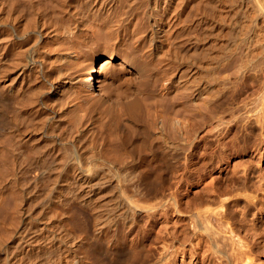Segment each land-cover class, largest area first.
<instances>
[{"label":"bare ground","instance_id":"1","mask_svg":"<svg viewBox=\"0 0 264 264\" xmlns=\"http://www.w3.org/2000/svg\"><path fill=\"white\" fill-rule=\"evenodd\" d=\"M119 8L142 13L146 31ZM135 33L148 49L130 46ZM160 61L174 64L162 98L198 106L213 144L189 136L177 112L151 120L142 110ZM263 144L264 0H0V264H128L148 256L159 239L152 219L168 211L189 213L192 231L226 259L218 264H241L220 196L229 185L251 196L248 167L213 177L191 202L179 197L191 191L184 174L198 145L212 175Z\"/></svg>","mask_w":264,"mask_h":264},{"label":"rangeland","instance_id":"2","mask_svg":"<svg viewBox=\"0 0 264 264\" xmlns=\"http://www.w3.org/2000/svg\"><path fill=\"white\" fill-rule=\"evenodd\" d=\"M75 6H76L75 9H77L78 5L76 4ZM122 8L124 9V7H122ZM122 8L121 9L119 8V9L122 11ZM120 10L118 11L119 15L124 13V14H126V16H128V15L133 16L136 13L135 15L137 16V11L136 12L133 11L131 13L132 9L127 10V11H130L131 14L129 12L126 13V11L125 12L122 11V13L120 14V12H121ZM118 12H116V13H118ZM138 14H139V16H140L139 18H141V20L138 17H136L135 15L133 17H131V16H128V17L130 19H132L133 24L136 23L137 25L139 24L138 26H140V25H142L141 23H143V24L145 23V26H146L147 24H146V22H144L145 19L142 20V18H143L142 13L140 15V12H138ZM128 17H126V18H128ZM137 18H138L139 22H137V20L135 22V19H137ZM140 21H141V23H140ZM140 27H144V26L142 25ZM147 28H148V25L146 26V29ZM143 29H144V31H146L145 27ZM143 29L141 28L140 34L144 32ZM138 33H135V35L132 36L133 39H135V41L133 39L131 40L130 38H132V37H130V36H129V38H127L129 41V44H131L130 46H134L135 48L138 47L139 49L137 48V51L148 49V48H146L148 42L146 41L147 42L146 43L145 39L142 40L144 42H142V41L140 43L136 42V37L139 36ZM136 34H138V35L136 36ZM144 34H146V32H144ZM144 34H142V36H144ZM187 34L188 33L186 32V36L188 38ZM142 36H139V37H142ZM128 41H127V43H128ZM101 42L102 41H100V43ZM107 42H111V40L110 41L108 40ZM143 43H144V45H143ZM104 44L105 43L103 41V43L99 44V45H104ZM143 47H144V49H143ZM166 62H164L165 66L162 65V64H164L162 61L155 62L154 64H151L152 66L150 65V67H154V68L156 67L157 70L160 66L159 69L160 70L163 69V70L158 72V73H160L162 75V77H164V76L165 77H164V79L163 78L160 79V76L158 73H156L158 75V76H156V74H155L156 68L154 70L152 69L154 71V74H153V72H151V73L149 72L148 79L144 83V84H146V86L144 84L142 86L143 87L142 93L144 94V95L142 94V102L144 105H149L150 110L148 109V106L146 108L147 111H145V108H143V109L141 108V109L144 110V112L147 114L151 113L149 115V117L151 116L150 117L151 120L153 119L152 118L153 113L154 114L155 113H161L165 117V115L167 116L168 113L170 114L171 112H173V113L177 112V113H175V116L178 115L177 117H179L180 119L182 118V120L184 119L185 129H186L187 133L189 134V136H192V134L194 132L198 133V137L202 136L204 134L207 137V139H209V141L213 144L214 138L216 137V132L213 129L210 130V129L206 128V125H207V123L205 124L206 121L205 122H202V121L199 122L198 119H199V110L200 109L197 108L198 106L194 107L192 104L193 102L190 101L189 98H188V101H187V99L186 100L184 99V100H181V102H179V100H176L175 102H173V98L171 99L169 97V99L171 101L169 103L167 101L168 96L163 97V98L166 97L167 99L162 98L163 94L160 92L159 88L161 89V85L164 84V82H166L165 79H167L171 75L172 70H174L173 69L174 64L172 62L168 61L172 65L169 67H166V66L170 65V64L167 65L168 62L167 63ZM162 66L164 68L165 67L166 68L164 69V68H162ZM150 67H149V69H150ZM170 67L172 69H170ZM152 70H150V71H152ZM164 70H166V71H164ZM167 71H170V72H168V74H167ZM161 72H163V73H161ZM165 74H167V75H165ZM208 74L209 73L206 71L205 75H208ZM166 76H167V78H166ZM157 78H159L158 79L159 81L157 80ZM153 79L155 81L157 80L156 82L157 83L159 82V83L158 84L154 83L155 81H153ZM162 80L164 82H162ZM160 81H161V84H160ZM241 87H243L242 88L243 90L240 89V86H237L238 91L241 90V93H242V95L240 97V102H242V103L239 102L240 103V104H238L239 106H242V104L244 102V100L242 101L241 98L243 99L246 96V94H245L246 91L244 90L245 89L244 86H241ZM237 88H236V91H237ZM144 89H146L147 92H145ZM217 89H218V87H217ZM155 90H156L157 94H155L156 93ZM146 93H148V94H146ZM207 94H209V93H207ZM157 95H158V97H157ZM209 95H211V94H209ZM155 99L156 100L158 99L157 101H159V100H161V101L157 102ZM213 99H211L212 102H210L211 100L208 102V103H210L211 108H212V106L217 105V103H213ZM153 101H155V103H153ZM183 101H185L184 104H181ZM203 103H204V101H200V103L198 105L200 106ZM212 103L215 105H211ZM175 104H178V105H175ZM172 105L175 107H173ZM203 105L208 106L209 104H206V105L203 104ZM224 105L230 107L229 104H227V103H224ZM226 106H224V107H226ZM142 107H143V105H142ZM217 108L218 107H214L212 109L215 110ZM169 109H171V111H168ZM166 111H168V112L165 113ZM216 112H219V110ZM140 113H142V112L140 111ZM145 113H144V116H143V114L142 115L140 114L138 116H142L141 118H144ZM173 113H172V115H174ZM147 114H146V117L144 118L145 120H147L146 119L148 117ZM227 114H228V112H226L224 115H227ZM149 117H148V119H149ZM144 119H142V122H140L141 119L138 120V117H137L139 124L143 125V126L145 125ZM143 120H144V122H143ZM151 120L149 119V122H151ZM146 122H148V120ZM147 124L148 125H146L145 128H146V130L148 129L147 130L148 133L149 132L151 133V134H149V138H151V136L156 134V136H153V137L157 141L160 142V138L157 136V132L156 131L152 132L154 127L156 128V125L153 126L154 125L153 122H152L153 125L150 123L152 126H149L150 125L149 123H147ZM112 129H115V127H112ZM113 132H114V130H112L110 133L112 134V137L115 138ZM133 133L134 132H132V129H131V134L133 135ZM134 134L135 135H133V137L135 138V140L140 139L139 135L136 136L137 132ZM153 137H152L151 141L149 140L151 143L156 142L155 139H154L155 141L153 140ZM113 138H111V139L114 141L115 139H113ZM197 139L198 138H196L195 140H197ZM152 140H153V142H152ZM198 148H200V145H198ZM198 148H194V150H193V151H196L195 152V155H196L195 160L197 161V163L196 164L188 163V167H189L188 169L189 170H187V172H185V174H184V178L188 182V185H190L191 191L189 193H187V195H185V196H180L179 197L180 202L182 201L185 204L187 201H189V202L193 201L195 198V195L197 193H199L201 187L211 185V183L214 181L213 177H215L216 179L224 180L225 174H228V176H230L231 175L230 171L234 170L235 166H238V169L241 166L248 167L249 174H248V178H247V181L245 183L246 184L245 186L249 189L251 196L249 198L245 199L246 197L241 196V194L238 193L239 191L234 190V188H237L236 185H234V186L229 185L226 188V190L224 191L226 193H223L220 196V198L225 200V205L223 207V210L225 211L224 215L229 219L230 227L234 231L235 242L233 244V247L235 249L236 257L232 260H243V262H241V264H264V144L260 147L259 152H251V151L247 152L245 150L237 152L233 156V158L230 159L231 161L229 160L230 164H229V167L227 168V170L225 172L222 173V172L217 171V172H213L212 175L207 173L208 168L205 170V165H207L210 162V157L207 160L202 161L201 157H200L201 155L199 154L200 152H198ZM200 150H201V148H200ZM175 165L177 166V164H175ZM167 169H164V171H166ZM176 170L177 169L174 168L172 172H175ZM166 172H169V171L167 170ZM170 175H171V173H170ZM236 176H238V174ZM170 179L169 180L166 179V182L164 181L160 185H157L155 190H154L155 191L154 194L155 195L159 194V192L161 191L162 185L164 186L165 184L171 183ZM186 186L187 185H185V189H186ZM241 186L243 187V185H241ZM183 189L180 190V194L184 192ZM154 201L155 200H153V202ZM143 202L146 203V201H143ZM219 205H220V203H216V204H213L212 206L218 207ZM40 211H41V209H40ZM76 213L79 214L78 211ZM183 215H184V217L180 218V217H178V215L176 213H173L171 211H168L165 214L161 213V214L156 215L152 219V228H150L149 232L151 234L150 238L152 237L153 239H156V238H159V239H156L157 242L153 243L152 248H150L147 257H143V258L138 257L137 258V259H139L138 261H137V259H134V260L130 261L128 264H218L216 260H226L223 257V255L220 253V249L218 247L211 246V244H209L208 240H206L205 237L199 236L192 231L191 221L189 219V213L186 212V213H183ZM89 219H90V216H89ZM89 221L90 222H88V220H87V222L90 226L92 221L91 220H89ZM163 244H166V247H164ZM170 244L173 246V249H171L170 255L166 259H164L163 252H164V250H166V248H168L170 246Z\"/></svg>","mask_w":264,"mask_h":264}]
</instances>
